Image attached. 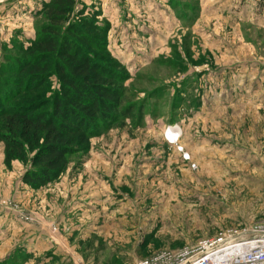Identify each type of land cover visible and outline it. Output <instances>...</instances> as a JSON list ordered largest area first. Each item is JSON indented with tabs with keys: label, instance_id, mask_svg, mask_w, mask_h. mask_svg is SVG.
Returning a JSON list of instances; mask_svg holds the SVG:
<instances>
[{
	"label": "rangeland",
	"instance_id": "obj_1",
	"mask_svg": "<svg viewBox=\"0 0 264 264\" xmlns=\"http://www.w3.org/2000/svg\"><path fill=\"white\" fill-rule=\"evenodd\" d=\"M45 1L0 0V66L5 44L28 45L48 24L36 15ZM77 2L68 23L83 15L104 32L93 34L130 74L125 105L143 117L101 124L69 157L64 190L61 177L31 188L30 163L8 168L0 142V257L20 228L45 223L65 250L58 264H131L264 222V0ZM91 177L86 231L62 235L57 213L85 200L63 192Z\"/></svg>",
	"mask_w": 264,
	"mask_h": 264
},
{
	"label": "trees",
	"instance_id": "obj_2",
	"mask_svg": "<svg viewBox=\"0 0 264 264\" xmlns=\"http://www.w3.org/2000/svg\"><path fill=\"white\" fill-rule=\"evenodd\" d=\"M77 3L43 2L36 15L44 16L48 24L28 45L14 39L5 44L1 55L4 163L8 168L14 161L30 163L23 181L33 189L58 181L69 167V157L90 149L101 124L143 117L133 103L125 105L130 74L111 55L106 39L93 34L104 32L83 15L68 23ZM22 93L35 95L21 97ZM31 257L20 247L0 264H26Z\"/></svg>",
	"mask_w": 264,
	"mask_h": 264
},
{
	"label": "built area",
	"instance_id": "obj_3",
	"mask_svg": "<svg viewBox=\"0 0 264 264\" xmlns=\"http://www.w3.org/2000/svg\"><path fill=\"white\" fill-rule=\"evenodd\" d=\"M131 264H264V222L226 230L195 246L161 250Z\"/></svg>",
	"mask_w": 264,
	"mask_h": 264
},
{
	"label": "crops",
	"instance_id": "obj_4",
	"mask_svg": "<svg viewBox=\"0 0 264 264\" xmlns=\"http://www.w3.org/2000/svg\"><path fill=\"white\" fill-rule=\"evenodd\" d=\"M96 172H97L96 170L92 172L93 174H95L93 176L97 175ZM91 178H93L92 182L88 184L87 183L83 184L84 187H82L81 182H80L78 184L80 186L71 185L70 187H68L67 190L63 192L67 194L70 193L72 197L71 198L72 201L71 200L69 201V205L74 202L76 197L82 198V200L83 199L85 200L81 202V205L79 208L78 206L74 205L72 207H68L67 209L66 208L62 210L60 209V211L57 213L56 218L55 220H53V222L54 223L56 222V225L58 226H62V229H61L62 235H63L62 230L66 228L71 229V227L69 226L70 223H72L71 225H72L74 232L82 231V230L86 231L85 222H84L86 220L84 219H87V217L91 216L90 213L87 212V208H89L92 205L93 201L91 199L97 197V196L93 197V195H96L97 191L91 190L93 188L92 186L97 182V179L96 178L94 179V177H91ZM59 182H61V185H63L62 190H64V188L66 189L67 186H65V184L67 182H65V179L61 177ZM72 186L75 188H72ZM77 187H78V190H74ZM95 205H97L96 202H95ZM95 211H97V209ZM45 224L39 226V228H36L35 230H32V228L29 226L25 228H20V231H21L20 237H23V239L20 240V242L16 244L15 246H13L11 249L14 250L15 248L17 247L20 248L21 246L23 250H27L31 252L33 257H31L29 262H27L26 264H58L60 260V255H63L65 253V250L62 247H60V244H58V242H56L55 240L51 238L52 235L49 231V228L45 226ZM37 229L42 230L43 233H41V235L36 233L38 231ZM66 235L64 234L63 238L70 241L71 237H69V233ZM85 236L88 237L87 235ZM55 247L58 249L55 250ZM11 249L7 253V255L5 254L4 257H0V258L5 260L9 256L8 254L12 251ZM63 264H68V263L63 262Z\"/></svg>",
	"mask_w": 264,
	"mask_h": 264
},
{
	"label": "bare ground",
	"instance_id": "obj_5",
	"mask_svg": "<svg viewBox=\"0 0 264 264\" xmlns=\"http://www.w3.org/2000/svg\"><path fill=\"white\" fill-rule=\"evenodd\" d=\"M170 133L172 134L173 138H174V137H177V138H178V135H179V134L176 135L177 130H176L175 128H172V129L170 130Z\"/></svg>",
	"mask_w": 264,
	"mask_h": 264
}]
</instances>
